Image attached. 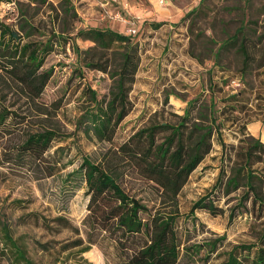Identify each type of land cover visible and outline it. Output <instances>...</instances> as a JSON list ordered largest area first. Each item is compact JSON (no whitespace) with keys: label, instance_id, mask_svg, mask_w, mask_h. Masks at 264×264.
Masks as SVG:
<instances>
[{"label":"rangeland","instance_id":"1","mask_svg":"<svg viewBox=\"0 0 264 264\" xmlns=\"http://www.w3.org/2000/svg\"><path fill=\"white\" fill-rule=\"evenodd\" d=\"M201 1L0 0V73L6 65L15 67V73H7L13 87L37 114L50 118L46 125L69 137L55 148L65 147L72 164L54 178L37 180L19 168L0 166V217L36 264L82 263L77 249L63 252L57 246L44 253L37 242H65L73 235L47 232L29 215H66L82 227L86 186L77 189L67 212L61 191L65 174L83 157L110 169L149 206L159 199L149 177L158 180L165 208L176 203L187 216L181 224L192 233V245L225 238L208 264L223 262L235 245L260 239L264 0ZM160 22L163 26L155 29ZM238 31L236 41L232 37ZM242 35L255 56L247 72L237 52ZM28 44L34 47L25 51ZM44 74L48 78L42 80ZM90 115L97 120L111 115V126L101 128ZM200 140L210 146L179 189L175 177L151 169L149 163H156L162 149L168 163L181 144L192 152ZM18 141V135L0 140V160L3 150ZM202 199L203 208H196ZM82 257L92 264H115L97 246ZM180 264L201 263L185 255Z\"/></svg>","mask_w":264,"mask_h":264},{"label":"trees","instance_id":"2","mask_svg":"<svg viewBox=\"0 0 264 264\" xmlns=\"http://www.w3.org/2000/svg\"><path fill=\"white\" fill-rule=\"evenodd\" d=\"M203 1L205 0L201 2ZM191 14L184 17L183 21L189 19ZM163 24L160 22L153 26L159 29ZM240 34L242 31H238L232 38L237 41ZM248 42V38L242 35L240 47H237V52L243 58V72L249 71L255 60ZM24 47L26 51L34 46L28 44ZM223 49L224 47H220L217 54ZM36 57L37 53L34 52L31 60L34 61ZM38 58L42 63L39 54ZM262 66H264V54L259 67ZM27 67L32 70L31 65ZM15 71V67L6 65L0 73V140L4 139L5 135L11 137L18 135L19 141L14 147L3 150L0 166L6 170L19 168L30 178L37 180L54 178L72 164L65 147L55 148L56 142H66L69 137L60 129L46 125L50 118L37 114L23 94L13 87L7 73H15ZM29 74V72L24 74L22 78L27 80L31 76ZM46 78L48 77L44 74L42 80ZM123 98L125 100L124 96ZM121 109L124 112L126 106L122 105ZM90 116L93 121L96 120V124L101 121L103 129L111 126V115L98 117V120L97 117ZM209 146L206 140H200L194 145L192 152H187L186 147L181 144L173 159H168V163L164 160L169 154L162 149L156 163L149 165L158 176L166 172L175 177V184L179 189L202 160L203 148ZM185 157L189 159L188 163L183 161ZM66 159L67 163H65ZM149 179L160 189L163 188L158 180L150 177ZM82 184L86 186L85 196L88 198L87 215L82 221V227L72 225L66 215L41 219L35 213H30V217L35 216V224L38 226L40 224L47 232L60 234L62 231H68L73 235L72 239L65 242H37L36 245L44 253L52 252L57 246H61L63 252L77 249V255L81 256V264H92L82 255L97 246L106 258L113 256L115 264H180L185 255L194 257L201 264H208L225 241V238L219 237L192 245L190 243L192 233L181 224L185 222L187 216L179 212L176 203L170 202L171 208L166 209L163 195L158 187L156 190L159 199L153 201V206H149L141 198L129 192L110 169L95 163L89 157H83L78 168L65 174L61 191L65 199L62 211L67 212L70 200ZM203 200L205 199L196 204V208H203L200 206L205 202ZM204 209L212 210L209 205ZM193 216L194 211L188 215V218ZM20 240L14 238L12 231L0 217V258L3 264H36L28 256ZM204 250L207 252L202 258L200 254ZM219 264H264V232L256 243L233 246L227 253V258Z\"/></svg>","mask_w":264,"mask_h":264}]
</instances>
